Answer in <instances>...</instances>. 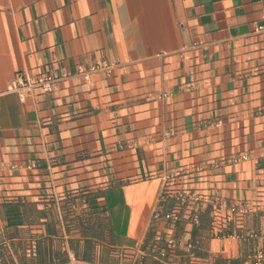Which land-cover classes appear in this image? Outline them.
<instances>
[{
    "label": "crops",
    "instance_id": "0c3cea01",
    "mask_svg": "<svg viewBox=\"0 0 264 264\" xmlns=\"http://www.w3.org/2000/svg\"><path fill=\"white\" fill-rule=\"evenodd\" d=\"M261 27L264 0H0V264L264 260ZM37 73L66 79L6 92Z\"/></svg>",
    "mask_w": 264,
    "mask_h": 264
},
{
    "label": "built area",
    "instance_id": "2783aa9c",
    "mask_svg": "<svg viewBox=\"0 0 264 264\" xmlns=\"http://www.w3.org/2000/svg\"><path fill=\"white\" fill-rule=\"evenodd\" d=\"M258 31L264 32V27L258 28ZM114 68L115 65L102 62L95 66H92L87 71L80 72L79 75L83 78L85 82H89L90 76L92 74L98 72L110 74V72ZM65 79L66 76L64 74L57 75L53 73H37L34 76L16 74L14 78L9 82L6 92L15 94L20 101H23L25 99L26 93H31L35 90H38L43 95L50 96L59 90L60 83ZM211 204H214V202H212ZM221 210H226L228 215H223L221 213ZM244 214V209L235 207L227 208L225 204H219L218 208L214 211L213 214L212 227L216 232L223 233L225 230V220H227V217H241ZM166 218L176 220L177 216L176 214H173L167 216ZM249 263L264 264L263 255L261 253H258L252 258H248L247 264Z\"/></svg>",
    "mask_w": 264,
    "mask_h": 264
},
{
    "label": "trees",
    "instance_id": "16d2710c",
    "mask_svg": "<svg viewBox=\"0 0 264 264\" xmlns=\"http://www.w3.org/2000/svg\"><path fill=\"white\" fill-rule=\"evenodd\" d=\"M161 250H162V251H165V252L168 251L165 245H162V246H161ZM168 252H169V251H168Z\"/></svg>",
    "mask_w": 264,
    "mask_h": 264
}]
</instances>
